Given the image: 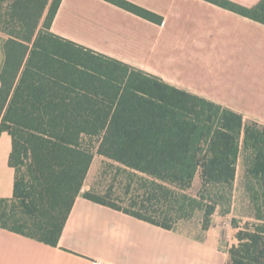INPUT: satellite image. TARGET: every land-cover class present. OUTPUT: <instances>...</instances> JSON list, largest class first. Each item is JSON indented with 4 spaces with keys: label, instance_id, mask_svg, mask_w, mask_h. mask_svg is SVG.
<instances>
[{
    "label": "trees",
    "instance_id": "16d2710c",
    "mask_svg": "<svg viewBox=\"0 0 264 264\" xmlns=\"http://www.w3.org/2000/svg\"><path fill=\"white\" fill-rule=\"evenodd\" d=\"M105 1L163 22L127 0ZM206 1L264 25V0ZM61 2L0 0V134L11 136L15 170L0 228L56 247L82 195L166 230L202 211L208 230L221 206L231 210L243 158L254 222H232L227 264H264V125L54 34ZM96 154L130 172L121 195L83 192Z\"/></svg>",
    "mask_w": 264,
    "mask_h": 264
},
{
    "label": "crops",
    "instance_id": "0c3cea01",
    "mask_svg": "<svg viewBox=\"0 0 264 264\" xmlns=\"http://www.w3.org/2000/svg\"><path fill=\"white\" fill-rule=\"evenodd\" d=\"M127 1L163 22L105 0H62L51 32L264 125L263 24L206 0ZM228 1L253 8L261 0ZM7 39L0 31V76ZM11 152L2 132L0 199L14 193ZM179 224L166 230L80 195L56 247L0 228V264H227L232 246L218 231Z\"/></svg>",
    "mask_w": 264,
    "mask_h": 264
},
{
    "label": "rangeland",
    "instance_id": "374dc122",
    "mask_svg": "<svg viewBox=\"0 0 264 264\" xmlns=\"http://www.w3.org/2000/svg\"><path fill=\"white\" fill-rule=\"evenodd\" d=\"M130 172L119 164L95 155L85 186L94 189L96 192L104 193L109 188H113L115 195H121L130 179ZM135 185L133 189L138 192L141 189L138 179L134 177ZM227 206H221L212 217L211 229L218 231L223 237L226 248L236 243V232L233 221H236L239 228H244L245 224L254 220L253 210L250 205L248 195L244 188V166L243 158L239 163L237 178L234 184L231 210L227 212ZM180 227L189 228L188 231H196L197 226L203 224V212L197 211L194 216L185 221H181ZM203 229V228H202ZM191 233V232H190ZM213 233V232H212Z\"/></svg>",
    "mask_w": 264,
    "mask_h": 264
}]
</instances>
